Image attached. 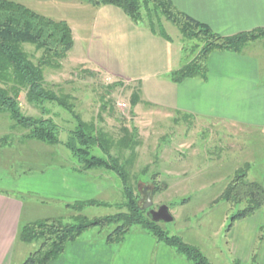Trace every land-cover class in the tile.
<instances>
[{
	"label": "rangeland",
	"instance_id": "1",
	"mask_svg": "<svg viewBox=\"0 0 264 264\" xmlns=\"http://www.w3.org/2000/svg\"><path fill=\"white\" fill-rule=\"evenodd\" d=\"M51 1L52 6L62 4L61 0ZM28 8L31 9L29 6ZM35 8L39 11L31 10L47 18L64 20L54 18L55 13L52 9L49 11L50 7L46 9L48 13H45L42 6ZM66 22L74 29V46L58 68L43 69L44 87L58 97H68L67 104L72 105L80 120L93 123L98 133L105 134L110 155L116 157L125 168L129 186L139 196L140 208L142 209L148 196L151 206L145 213L166 206L173 221L158 223L162 230L169 236H177L184 243L196 247L211 264H233L235 261L252 264L253 255L256 256V264H259L258 254L264 244V207L251 216L253 218L250 221L259 224L251 255L246 261H242L237 255H233L229 230L235 222L251 217L232 223V216L243 209V205L232 206L220 197L236 171L245 166H248L247 180L252 182L251 165L255 170L264 158V131L230 127L180 114L168 116L146 100L143 85L146 87L147 80L145 84L141 80L127 83L128 85L112 82L85 64L82 59L84 40L78 37L79 33L75 32L72 22ZM166 30L173 39V48L182 57L181 64L190 61L195 54L192 50L195 43L181 40L168 24ZM104 46L108 48V45ZM23 47L36 63L41 54L29 45ZM132 93H136L139 98L134 108L130 103ZM19 103L26 116L52 118L60 129L61 143L67 141L68 131L76 126V121L69 112L55 104L44 103V112H41L39 108L28 104L23 95H20ZM132 115L137 118L132 119ZM11 126L7 117L0 115V139L7 136L6 142L0 143V165H5L4 170H8L13 181L23 178V185L26 186L32 179L27 177H39L38 175L53 169L74 172L78 167L76 160L61 143L49 147L36 143L20 144L24 131L12 129ZM123 139L127 142L126 148L120 146ZM92 155L105 157L99 149H94ZM34 158L38 161L27 162ZM98 172L104 171H89ZM109 173L111 178H103L100 182L103 185L102 195L96 197V201L102 205L85 208L82 213L84 216L105 217L125 211L121 208L124 196L120 179L114 173ZM32 180L35 182L33 187L37 189L36 182L41 181L40 178ZM17 194L15 193L24 200L38 203L37 220L52 217L62 219L65 223L71 222L70 217L74 213L63 206L58 207V203L48 202V198L43 196L30 198V194L24 191ZM26 224L25 221L22 222V225ZM113 227H105L103 232L108 233ZM38 245L39 243H18L16 255L20 248L29 251V255Z\"/></svg>",
	"mask_w": 264,
	"mask_h": 264
},
{
	"label": "crops",
	"instance_id": "2",
	"mask_svg": "<svg viewBox=\"0 0 264 264\" xmlns=\"http://www.w3.org/2000/svg\"><path fill=\"white\" fill-rule=\"evenodd\" d=\"M15 1L34 11L35 7L42 6L45 13L50 7L54 18L72 22L78 37L84 40L82 59L85 64L112 82L128 85L141 80L145 84L147 80L146 87L143 85L146 100L168 116L180 114L230 127L264 131V39L244 46L239 53L210 54L206 60L205 81L191 78L174 84L168 75L182 66V57L173 48V41L167 42L134 25L119 9L95 8L82 0H61L60 7L52 6L51 0ZM170 1L178 11L222 37L264 29V0ZM71 32L73 37L74 29ZM262 160L256 171L251 165L250 173L252 182L260 183L264 189V158ZM34 161L38 159L27 162ZM4 168L5 165H0V264H22L29 251L20 248L16 255L19 226L23 221L27 224L38 221V203L24 200L15 193L19 195L24 191L30 198L43 196L48 202L69 210L68 204L97 200L103 192L100 182L111 178L108 172L53 169L39 177H27L40 178L36 189L32 179L24 186L23 178L13 181ZM252 218L235 222L229 230L233 255L242 261L251 255L259 224L251 222ZM106 236L103 229H89L67 244L62 254L48 264H190L141 229H131L118 244H108ZM258 262L264 264V244Z\"/></svg>",
	"mask_w": 264,
	"mask_h": 264
},
{
	"label": "trees",
	"instance_id": "3",
	"mask_svg": "<svg viewBox=\"0 0 264 264\" xmlns=\"http://www.w3.org/2000/svg\"><path fill=\"white\" fill-rule=\"evenodd\" d=\"M92 7L111 6L119 9L134 25L142 27L152 35L167 42H172L166 30L170 25L183 41L194 42L193 58L178 70L169 73L168 78L174 84L186 79L207 77V57L215 52L239 53L241 49L257 40L264 39V29L240 33L231 37H222L207 26L191 19L178 11L170 0H82ZM73 37L69 25L42 16L15 0H0V115L6 116L12 123L11 128L24 131L20 137L21 144L36 143L39 146L60 144V129L52 118L30 117L22 113L19 103L20 95L24 100L44 112V103L55 104L69 112L75 119L76 126L68 131L67 141L61 143L76 160L78 167L74 172L102 170L114 173L121 182L124 203L119 212L101 218H88L82 213L87 207L101 206L96 200L76 202L66 205L74 214L70 223L62 219L46 218L26 225H20L16 240L20 244L39 243L37 249L30 253L22 264H48L58 258L65 246L76 241L85 231L114 226L107 233L108 244L120 243L132 229L139 228L151 235L156 243L164 244L176 255L190 264H211L194 246L186 244L177 236H169L159 224L150 221L139 206V196L129 186L127 173L119 160L109 152V143L103 132L98 133L93 123L80 120L67 99L58 97L44 87V68H58L67 53L73 48ZM24 45L33 47L41 55L34 63L24 50ZM139 102L138 95L132 93L131 107ZM7 136L0 139L6 142ZM126 148L127 142L120 143ZM99 149L105 157L92 155ZM248 166L236 171L224 189L220 199L232 206L243 205L232 223L236 220L253 216L264 207V189L258 182L247 180ZM153 194V192H152ZM231 227V226H229ZM251 263L256 264L253 255ZM233 264H240L239 261Z\"/></svg>",
	"mask_w": 264,
	"mask_h": 264
},
{
	"label": "water",
	"instance_id": "4",
	"mask_svg": "<svg viewBox=\"0 0 264 264\" xmlns=\"http://www.w3.org/2000/svg\"><path fill=\"white\" fill-rule=\"evenodd\" d=\"M151 206L150 197H147L146 203L143 205L142 210H147ZM146 216L150 218V221L153 223H170L173 221V217L170 214L166 206L159 207L156 211L149 210L146 213Z\"/></svg>",
	"mask_w": 264,
	"mask_h": 264
}]
</instances>
